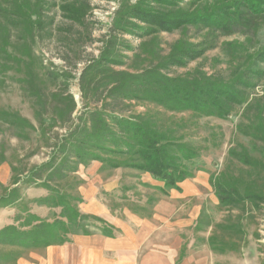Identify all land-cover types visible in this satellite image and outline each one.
<instances>
[{
    "label": "rangeland",
    "instance_id": "374dc122",
    "mask_svg": "<svg viewBox=\"0 0 264 264\" xmlns=\"http://www.w3.org/2000/svg\"><path fill=\"white\" fill-rule=\"evenodd\" d=\"M154 1L0 0V264L123 234L116 221L173 264H264V20L169 32L134 9L179 18L232 1ZM176 45L204 52L181 65ZM178 84L223 108L207 94L184 108ZM141 126L189 172L176 187L143 167Z\"/></svg>",
    "mask_w": 264,
    "mask_h": 264
},
{
    "label": "trees",
    "instance_id": "16d2710c",
    "mask_svg": "<svg viewBox=\"0 0 264 264\" xmlns=\"http://www.w3.org/2000/svg\"><path fill=\"white\" fill-rule=\"evenodd\" d=\"M154 1V0H153ZM157 1V0H155ZM154 1V2H155ZM163 3H169L170 0H159ZM215 1V0H214ZM217 1V0H216ZM230 3H222L220 6H216L212 8L216 13H208L204 14L202 12H196L191 14H182L179 18H176L172 15H168L167 13H159L156 11H143L141 8L134 9L133 17L144 19L145 21H149L151 24L158 25L165 31L172 32L180 27L190 24V25H204L205 27L216 28L217 30H223L227 32H232L237 30L238 27H246L248 25H253L252 28L257 29L261 22L264 20V0H231ZM172 4V1H170ZM223 7V8H219ZM212 11V10H211ZM85 14V13H84ZM69 19L76 20L77 16H75L71 11H68ZM227 18V21L225 19ZM202 27V26H200ZM242 28V27H241ZM177 51L181 52V60H179L178 64L183 65L185 63L186 57L188 59H193L199 57L204 51L201 49H196L193 46L188 47H177L175 46ZM176 51V50H175ZM203 51V52H202ZM264 56V51L261 52V57ZM167 87H171L167 85ZM192 88L188 86H181L178 84L176 87H171L168 90V94L172 96H183L185 97L184 101L180 102L184 108H190L195 110L199 107L200 104L205 105L207 107L208 102L205 100V96L203 94H207L205 91L197 90V92L192 91ZM217 89V88H216ZM209 105L212 109V112H216L219 109H222V105L219 102L214 101L208 96ZM215 97L217 99L226 101H230L233 98L226 96L224 94V90L222 88H218L215 93ZM226 97H225V96ZM223 96V97H222ZM227 105V104H226ZM142 126L139 128L137 134L142 135V139L139 142L141 145V149L138 151L140 156L145 161L143 167L148 169L153 174L164 178L167 181L169 186H177V183L187 179L190 174L187 170L181 169L177 164H172L171 161L175 160V156L168 155L165 149L164 144L161 143V140H158V136L155 133H149L145 131ZM142 167V166H141ZM220 186V185H218ZM220 198L223 202L228 205L236 204L238 202L234 197L231 191L227 189H221Z\"/></svg>",
    "mask_w": 264,
    "mask_h": 264
},
{
    "label": "crops",
    "instance_id": "0c3cea01",
    "mask_svg": "<svg viewBox=\"0 0 264 264\" xmlns=\"http://www.w3.org/2000/svg\"><path fill=\"white\" fill-rule=\"evenodd\" d=\"M116 222L117 227L125 230L123 234L114 237L101 233L75 235L70 242L48 247L44 256L32 253L40 261L23 259L20 264H173L174 258L167 251L152 248L141 254L146 232L136 234L127 225ZM138 257H142V261ZM181 264L194 262L186 260Z\"/></svg>",
    "mask_w": 264,
    "mask_h": 264
}]
</instances>
